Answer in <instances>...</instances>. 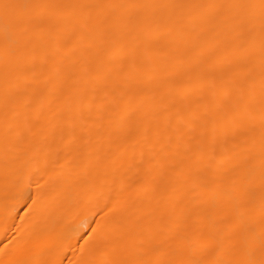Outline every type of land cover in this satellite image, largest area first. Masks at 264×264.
Instances as JSON below:
<instances>
[{
  "label": "bare ground",
  "instance_id": "obj_1",
  "mask_svg": "<svg viewBox=\"0 0 264 264\" xmlns=\"http://www.w3.org/2000/svg\"><path fill=\"white\" fill-rule=\"evenodd\" d=\"M0 264H264V0H0Z\"/></svg>",
  "mask_w": 264,
  "mask_h": 264
}]
</instances>
